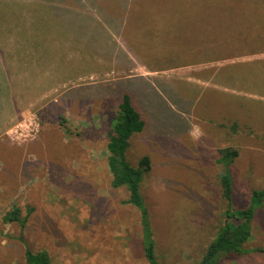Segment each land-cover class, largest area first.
<instances>
[{"label": "rangeland", "instance_id": "obj_1", "mask_svg": "<svg viewBox=\"0 0 264 264\" xmlns=\"http://www.w3.org/2000/svg\"><path fill=\"white\" fill-rule=\"evenodd\" d=\"M158 1L146 2L150 15H128L116 35L125 52L95 81L79 69L55 100L0 99V264H25L19 236L50 264H146L137 212L106 165L123 95L144 122L126 159L150 161L140 192L160 264L198 263L222 225L225 175L232 210H254L253 252L219 264H264V199H253L264 190V1ZM224 148L237 152L230 162ZM14 206L23 229L2 221Z\"/></svg>", "mask_w": 264, "mask_h": 264}, {"label": "crops", "instance_id": "obj_2", "mask_svg": "<svg viewBox=\"0 0 264 264\" xmlns=\"http://www.w3.org/2000/svg\"><path fill=\"white\" fill-rule=\"evenodd\" d=\"M147 1L0 0V99L55 100L65 89H57L58 83L71 90L75 82L65 76L79 69H90L84 82L95 81L98 68L113 67L122 58L116 35L124 37L128 15L147 14ZM3 5L9 7L5 13Z\"/></svg>", "mask_w": 264, "mask_h": 264}, {"label": "trees", "instance_id": "obj_3", "mask_svg": "<svg viewBox=\"0 0 264 264\" xmlns=\"http://www.w3.org/2000/svg\"><path fill=\"white\" fill-rule=\"evenodd\" d=\"M144 128L140 114L132 106L130 97L123 95L113 118L111 131L105 145L107 152L106 165L111 176V187L124 189L127 200L124 202L132 207L138 215L140 224V250L146 264H160L155 251L153 232L148 210L141 196L140 187L143 177L150 171L149 158L142 157L134 167L126 159V151L130 137ZM224 160L230 162L236 155L235 150L224 148L219 151ZM221 197L226 203L222 225L215 237L208 244L204 254L197 264H219L223 257L241 256L252 253L245 244L249 240L250 225L254 219V210L251 207L242 210H232V185L230 178L225 175L219 179ZM253 199L260 202L264 199V190L254 191ZM31 212V209L27 212ZM4 222H17L24 228L26 218H21L20 208L12 207L2 216ZM19 236L24 245L25 264H50V258L45 250L32 251ZM256 251V250H255ZM257 251L264 252V249Z\"/></svg>", "mask_w": 264, "mask_h": 264}]
</instances>
